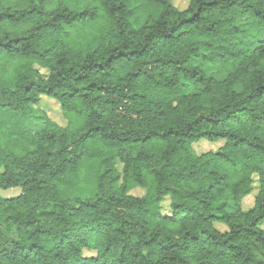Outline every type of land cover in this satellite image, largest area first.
Listing matches in <instances>:
<instances>
[{"label": "trees", "instance_id": "trees-1", "mask_svg": "<svg viewBox=\"0 0 264 264\" xmlns=\"http://www.w3.org/2000/svg\"><path fill=\"white\" fill-rule=\"evenodd\" d=\"M141 1L0 0V108L69 121L0 130V264H264V0Z\"/></svg>", "mask_w": 264, "mask_h": 264}, {"label": "rangeland", "instance_id": "rangeland-1", "mask_svg": "<svg viewBox=\"0 0 264 264\" xmlns=\"http://www.w3.org/2000/svg\"><path fill=\"white\" fill-rule=\"evenodd\" d=\"M188 0H173V4L178 9H184L187 6ZM128 7L131 8L130 24L133 29L140 28L147 19H155L158 17L161 9L159 6L142 2L141 0H128ZM40 73L45 74V71L39 70ZM204 72L207 76L222 80L225 77V72L216 66H206ZM237 90H240L237 88ZM55 122L56 124L67 127L69 124L68 119L63 116L60 108L56 102L51 101L49 98L42 97L39 107H34L32 114L28 117H23L19 114L11 112L6 109L0 108V130L7 133L10 136L20 137L16 138L19 144L25 150L31 149L29 146V138L36 132L41 130L47 121ZM223 142L210 143L201 140L195 143L193 146L197 154L215 150L222 145ZM20 191L17 189L0 190V196L4 198L16 197ZM131 195L141 196L143 190L141 188H135L131 190ZM216 199L219 202H223L227 205V212H233L232 199L225 189H216L214 192ZM253 195L247 196L243 199V208L247 209L253 205ZM167 204V200L164 201V205ZM166 211H168L166 209ZM217 228L224 230L221 225H217Z\"/></svg>", "mask_w": 264, "mask_h": 264}]
</instances>
